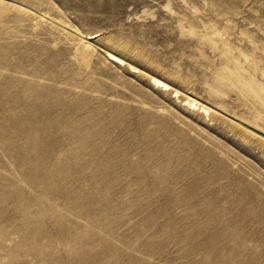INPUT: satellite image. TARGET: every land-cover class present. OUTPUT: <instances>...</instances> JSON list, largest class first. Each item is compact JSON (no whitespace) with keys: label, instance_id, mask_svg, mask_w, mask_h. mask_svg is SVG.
Listing matches in <instances>:
<instances>
[{"label":"rangeland","instance_id":"obj_1","mask_svg":"<svg viewBox=\"0 0 264 264\" xmlns=\"http://www.w3.org/2000/svg\"><path fill=\"white\" fill-rule=\"evenodd\" d=\"M0 264H264V0H0Z\"/></svg>","mask_w":264,"mask_h":264},{"label":"bare ground","instance_id":"obj_2","mask_svg":"<svg viewBox=\"0 0 264 264\" xmlns=\"http://www.w3.org/2000/svg\"><path fill=\"white\" fill-rule=\"evenodd\" d=\"M91 37V36H90ZM84 47H83V49H81L80 50V52H81V55L82 56H84V57H87L89 54H90V49H88V47H89V44H85V45H83ZM105 54V53H104ZM108 56L107 57H109V59L112 61V62H114V63H119L120 65L123 63L122 62V60L121 59H119L117 56H115L114 54H112V53H106ZM149 81L152 83V85L153 86H157V87H161V88H163V89H168V86H167V84H165L164 82H162L160 79H157V78H155V77H150L149 78ZM149 82V83H150ZM173 93V92H172ZM24 98V97H23ZM26 99V98H25ZM183 100H185L184 99V97H183ZM30 101H32V100H30ZM8 102V101H7ZM12 102V101H11ZM10 102V103H11ZM16 102V101H15ZM27 102V101H26ZM36 102V100H34L33 99V101L31 102V103H35ZM181 102H183V101H181ZM186 102V101H185ZM192 104H194V103H192ZM11 105V104H10ZM190 105H191V103H190ZM9 107V106H8ZM25 108V107H24ZM203 108V107H202ZM205 109V108H204ZM27 111V110H26ZM31 111V114H33V113H39L40 111L38 110V108H34V109H32V110H30ZM29 112V111H28ZM204 112V111H203ZM261 143V142H260Z\"/></svg>","mask_w":264,"mask_h":264}]
</instances>
